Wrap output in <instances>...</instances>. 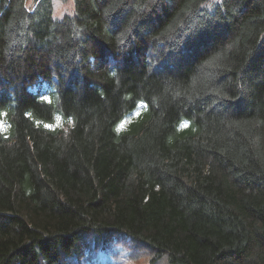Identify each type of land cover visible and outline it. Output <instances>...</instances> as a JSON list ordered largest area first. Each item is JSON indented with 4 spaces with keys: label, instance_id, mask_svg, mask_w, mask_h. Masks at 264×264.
<instances>
[{
    "label": "trees",
    "instance_id": "16d2710c",
    "mask_svg": "<svg viewBox=\"0 0 264 264\" xmlns=\"http://www.w3.org/2000/svg\"><path fill=\"white\" fill-rule=\"evenodd\" d=\"M30 2L0 0V264H264V0Z\"/></svg>",
    "mask_w": 264,
    "mask_h": 264
},
{
    "label": "rangeland",
    "instance_id": "374dc122",
    "mask_svg": "<svg viewBox=\"0 0 264 264\" xmlns=\"http://www.w3.org/2000/svg\"><path fill=\"white\" fill-rule=\"evenodd\" d=\"M24 3L25 6L28 9H30L29 7H31L32 5L30 0H24ZM53 10L55 12L54 15L56 17H60L64 13H66L63 6V0H54ZM131 117H135V113H131ZM114 239L115 236L112 235L111 239L105 238L103 241L101 240V242L104 243V248L101 249L100 251L99 249L96 250V252H94L93 254L84 255L81 249L79 257L78 256L75 257L74 259L71 260V262L77 260L78 258L80 264H151L153 262L150 261L149 259L154 257V253L151 250H149L145 245L138 244L139 246L136 249L129 251L128 249H125L122 243ZM92 240L93 238H87L85 243L87 242L91 244ZM84 245H82V247ZM132 252L135 253L137 260L131 259L129 254ZM155 262L157 264L159 260H155ZM159 264H163V263L159 262Z\"/></svg>",
    "mask_w": 264,
    "mask_h": 264
}]
</instances>
